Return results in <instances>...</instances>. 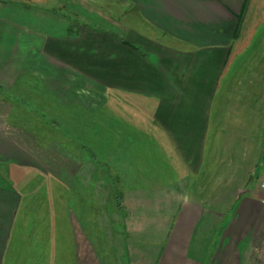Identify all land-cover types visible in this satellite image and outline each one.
<instances>
[{"label":"crops","instance_id":"crops-1","mask_svg":"<svg viewBox=\"0 0 264 264\" xmlns=\"http://www.w3.org/2000/svg\"><path fill=\"white\" fill-rule=\"evenodd\" d=\"M244 1L40 0L62 14L42 16L51 33L0 19V162L46 172L43 151H67V138L83 134L86 145L71 147L97 150L99 138L82 125L98 127L105 108L101 120L110 128L101 141L116 176L113 202L124 215L125 264H264V69L256 77L250 69L249 84L236 82L233 127L219 111L229 104L224 74L262 38L264 0L245 1L234 34ZM257 59L264 64V53ZM24 76L30 80L19 82ZM17 85L33 91L31 108L45 109L27 116V127L10 121L14 103L3 94ZM66 108L98 117L82 122ZM226 131L246 143L234 162L207 151ZM147 139L172 151H151L156 160L148 166ZM163 150L166 163L158 161ZM205 156L206 175L224 178L217 195L192 185L205 172ZM84 165L73 173L83 178ZM1 181L0 264H101L92 245L66 243L58 213L40 215L53 220L41 229L37 214L20 212L22 196Z\"/></svg>","mask_w":264,"mask_h":264},{"label":"rangeland","instance_id":"rangeland-1","mask_svg":"<svg viewBox=\"0 0 264 264\" xmlns=\"http://www.w3.org/2000/svg\"><path fill=\"white\" fill-rule=\"evenodd\" d=\"M40 4H42L40 0H0V19L16 22L24 27L28 24L34 27L36 31L51 33L52 29L44 27L42 16L52 15L59 18L62 14H60L57 4L54 7V3H50L48 5L49 8L47 6V10ZM67 4L70 5L71 3ZM52 7L54 8L50 11ZM63 14L66 15L65 13ZM55 23L58 24L57 20ZM261 32L262 38L259 45L255 43L243 56L238 58L229 74H224L223 98L226 96L224 99L229 104L228 106L219 108V111L223 112L225 122L229 121L232 127L234 126V109L230 106V102L235 100L236 82L242 81L244 84H249L251 79L249 70L253 68L256 77L257 71L260 68L264 69V64L257 59L259 53H264V28ZM257 45L258 47L255 49ZM27 79L30 80L27 76H24L19 82L24 83ZM32 92L31 89L30 91H20L18 85L14 87L11 93L3 92V94L7 95L6 99L12 98L14 103V107L9 113L11 122H15L22 127H27L24 120L30 114L33 115L34 110L43 116L42 110L45 109L41 103L37 104L34 109L28 104L31 101L30 96ZM105 111V108H99L98 117L94 114L88 115L86 112H79L77 109L66 108L65 110L66 114H70L69 116L71 117L74 115V119H81L82 122L86 118L88 119V117L90 119L98 117V127H95V124H93V130L86 126V124L82 125L84 128L89 129L87 133L92 131L93 137L97 136V139L99 138L97 150L86 149V147L83 150H77L71 147V144L77 145V143L79 145L83 143V146L86 145L85 140L90 139V135L83 134V140L68 137L66 140L68 145L67 151H59L58 149L57 151H43V158L38 157L41 161L40 167L41 165L44 166L46 172L37 171L29 167L10 166L11 164L8 162H0V181L2 180L1 184L4 187L6 185L11 186L22 196L20 212L37 214L35 215V222L44 223V227L41 229L45 228L48 223L51 224L53 220L40 219V215L47 217L48 214L58 213L55 220L57 225L63 227L62 231L65 234L66 243L74 242L76 238L82 239L83 242H87L93 246V252L98 256L101 264H125V257L121 255L123 249L124 215L116 209L117 207L113 202L112 197H114V191H116L113 185L116 183V176L109 170L108 161L112 157L110 156V151L105 150L107 143L105 140L101 141L107 137L106 131L108 127L110 128V125L106 123V119L101 120L106 117ZM219 119L215 120L217 124ZM221 124L224 126V123ZM72 128L74 127L72 126ZM51 135L55 139V142L58 143L59 135L57 133H52ZM70 135L72 134L68 132L67 136ZM233 137L235 138V134L231 131L220 133L219 138L217 137L212 141H208L207 151H213L212 154L210 152L211 156L215 155V152L218 154L220 151L228 160L236 161L237 156H235L234 152L244 149L243 147H245L246 143H244V140L237 141ZM160 141L158 140V143ZM144 142L145 146L143 148L146 151V156L143 158H146L148 161V166H151L150 161L156 160L154 159L156 155L150 156L151 151L155 152L157 149L164 147V145L167 149L166 151H172L171 146L165 141L162 142L163 144L160 148L152 140L147 139ZM165 153L167 152L164 151L160 159H158V161H162L161 163H166L167 161V154ZM212 162L215 161L213 160ZM78 163H87L86 167L85 165L83 166V178L73 173L75 164ZM64 164L68 165L67 172L62 171ZM90 165L93 166V172L90 171ZM202 167H204L205 172L203 173L202 171L192 184L197 183L194 187L195 191L197 190V186L201 187V191H211L215 195L219 191L226 190L222 186L224 178L219 181L215 178L213 172L206 175V156ZM263 184H260V188ZM189 190L190 194H192L193 187ZM62 215L66 216V220H63ZM57 233H59L58 227ZM61 238H64V236H61Z\"/></svg>","mask_w":264,"mask_h":264},{"label":"trees","instance_id":"trees-1","mask_svg":"<svg viewBox=\"0 0 264 264\" xmlns=\"http://www.w3.org/2000/svg\"><path fill=\"white\" fill-rule=\"evenodd\" d=\"M245 1H246V0H245ZM245 1H244V5H243V7H242V10H241V12H240V16L238 17L237 25H236V27H235V32H234L235 36L237 35V33H238L239 29H240V19H241V15L243 14L244 9H245Z\"/></svg>","mask_w":264,"mask_h":264},{"label":"built area","instance_id":"built-area-1","mask_svg":"<svg viewBox=\"0 0 264 264\" xmlns=\"http://www.w3.org/2000/svg\"><path fill=\"white\" fill-rule=\"evenodd\" d=\"M261 188H262V189H264V184H263V185H261Z\"/></svg>","mask_w":264,"mask_h":264}]
</instances>
